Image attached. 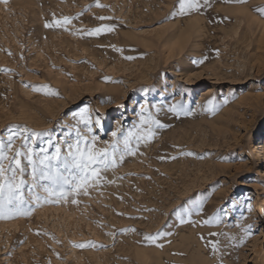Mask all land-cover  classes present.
<instances>
[{
	"label": "rangeland",
	"instance_id": "1",
	"mask_svg": "<svg viewBox=\"0 0 264 264\" xmlns=\"http://www.w3.org/2000/svg\"><path fill=\"white\" fill-rule=\"evenodd\" d=\"M100 3L107 7H92L66 32L44 25L53 14L75 17L95 0L0 2V139L11 125L59 139L85 108L101 117L99 134L109 139L118 124L138 120L142 104L154 114L159 108L165 128L141 147L143 155L106 174L114 183L77 205L48 204L26 218L0 220V264H264V19L254 12L264 0H211L182 17L172 16L179 0ZM101 24L116 30L71 34ZM43 85L59 96L33 90ZM209 99L215 114L202 107ZM177 101L193 115L169 113ZM193 197L203 212L191 216L196 226L181 224L175 211ZM217 214L223 223L202 224ZM248 225L253 235L239 245ZM158 231L167 233L157 241L163 247L144 241ZM209 241L220 252L213 254ZM89 242L96 247L73 246Z\"/></svg>",
	"mask_w": 264,
	"mask_h": 264
},
{
	"label": "snow or ice",
	"instance_id": "2",
	"mask_svg": "<svg viewBox=\"0 0 264 264\" xmlns=\"http://www.w3.org/2000/svg\"><path fill=\"white\" fill-rule=\"evenodd\" d=\"M0 2L7 4L8 0H0ZM227 2L243 5L248 0H227ZM210 3L211 0H179L178 9L172 13V16L182 17L198 13L202 7H207ZM92 7L106 8L107 6L101 4L100 0H95L94 5L86 6L75 17L64 16L57 19L53 14V20L46 22L44 27L62 28L66 32L70 31L69 25L79 19L84 12L90 11ZM254 12L264 19V6H258ZM95 19L103 22L110 21L112 17L96 16ZM115 30L114 24H101L89 29H77L71 34L79 33L82 38L100 37ZM110 47L117 52H123V49L116 48L115 45ZM124 59L132 60L134 57L125 56ZM206 59L207 57L199 61L194 60L193 63L203 64ZM108 80L109 78L105 77V81ZM112 82L118 83V81ZM25 86L27 87V85ZM33 90L43 92L45 95L59 96L58 91L47 85L34 87ZM148 91L149 89H144L145 94ZM228 102L227 99L224 100V104ZM202 107L206 113L210 114H215L219 110L216 102L212 99H209L207 104ZM158 112L159 108L154 114L147 104H142L138 120L127 128L118 124L115 130L110 132L109 139H102L99 134V130L103 128L101 117L97 114L93 119V115L87 108L72 115V123L65 126L66 130L62 132L59 139H56L50 130L36 132L22 125L9 126L6 129V137L0 139V220L26 218L36 207L48 204L63 202L77 205L78 198L89 196L90 190L105 182L114 183V181H106V174L120 167L127 157L136 156L138 152L143 155L140 152L141 147L149 146L159 131L165 128V125L157 118ZM168 112L176 118L193 115V112L179 101L170 105ZM17 141H20L19 147L15 146ZM38 142L40 146L37 149ZM182 155L194 156L195 154L183 152ZM171 159H176V157L173 156ZM247 210L249 212L252 210L250 203L247 205ZM202 212L203 201L193 197L177 209L175 215L181 224L188 222L196 226L190 218L193 214L199 215ZM221 223H223V218L219 214L202 222L203 225L210 227L218 226ZM241 227L243 237L239 240V245H242L246 238L253 235L251 225ZM125 231H135V229ZM164 235L167 233L158 231L155 235H145L143 239L150 244H156L157 247H163L157 241ZM210 235L218 236L220 234L212 232ZM201 239L204 238L201 237ZM208 243L211 244L213 254L220 252L218 242L209 241ZM73 246L81 249L96 247L92 242Z\"/></svg>",
	"mask_w": 264,
	"mask_h": 264
},
{
	"label": "bare ground",
	"instance_id": "3",
	"mask_svg": "<svg viewBox=\"0 0 264 264\" xmlns=\"http://www.w3.org/2000/svg\"><path fill=\"white\" fill-rule=\"evenodd\" d=\"M261 148H264V146H261Z\"/></svg>",
	"mask_w": 264,
	"mask_h": 264
}]
</instances>
